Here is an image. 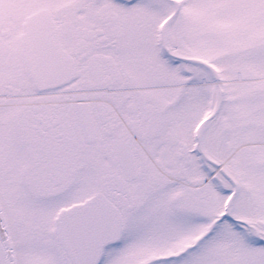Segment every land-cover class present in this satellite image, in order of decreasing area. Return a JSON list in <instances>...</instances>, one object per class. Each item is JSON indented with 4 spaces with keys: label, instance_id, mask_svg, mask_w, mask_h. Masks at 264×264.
<instances>
[{
    "label": "snow or ice",
    "instance_id": "obj_1",
    "mask_svg": "<svg viewBox=\"0 0 264 264\" xmlns=\"http://www.w3.org/2000/svg\"><path fill=\"white\" fill-rule=\"evenodd\" d=\"M0 264H264V0H0Z\"/></svg>",
    "mask_w": 264,
    "mask_h": 264
}]
</instances>
